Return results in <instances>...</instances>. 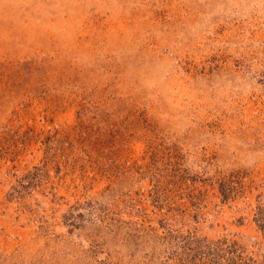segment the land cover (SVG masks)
Returning <instances> with one entry per match:
<instances>
[{
  "label": "rangeland",
  "instance_id": "rangeland-1",
  "mask_svg": "<svg viewBox=\"0 0 264 264\" xmlns=\"http://www.w3.org/2000/svg\"><path fill=\"white\" fill-rule=\"evenodd\" d=\"M0 264H264V0H0Z\"/></svg>",
  "mask_w": 264,
  "mask_h": 264
}]
</instances>
